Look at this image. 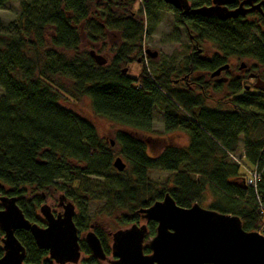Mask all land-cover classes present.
<instances>
[{
	"label": "trees",
	"instance_id": "trees-1",
	"mask_svg": "<svg viewBox=\"0 0 264 264\" xmlns=\"http://www.w3.org/2000/svg\"><path fill=\"white\" fill-rule=\"evenodd\" d=\"M8 1L13 0H0V8ZM17 1L18 18L7 33L0 31V195L15 197L25 218L40 226L43 197L36 192L64 195L75 206L78 231L94 225L106 255L110 249L99 216H108L114 228L137 224V210L166 193L185 208L209 193L207 209L238 216L246 231L260 229L262 218L253 193L241 183L245 172L229 154L241 149L246 168L264 165V93L246 92L249 83L243 77L223 84L192 75L214 72L230 57L264 64L262 18L179 16L195 42L215 49L210 59L196 52L190 55L181 79L186 83L179 86L165 72L151 77L143 61L138 77L123 72L126 67L121 66L129 62L126 55L140 43L143 30L142 21L131 14L136 0H108L115 7L107 6V14L98 8L101 0ZM188 1L193 8L209 2ZM141 5L148 9L146 1ZM116 8L121 11L117 16ZM94 11L105 15L108 25L119 26L125 40L123 51L105 66L96 65L88 51L80 49L78 26L88 25L84 31L93 43L105 36L107 26L92 25ZM210 88L215 93L225 88L217 108L207 105ZM62 98H88L96 115L125 128L114 133L117 152L112 141L100 140L91 122L63 107ZM154 108L161 111L166 132L179 130L188 137L186 146L166 145L157 154L149 150L138 134L151 132ZM116 157L126 163L120 173L113 167ZM257 191L264 203V175ZM91 205L95 210L89 215ZM155 228V222L147 223L146 239L154 236ZM16 237L25 248L23 264H54L29 232L19 230ZM79 245L88 256L86 264H104L91 255L84 240L79 239Z\"/></svg>",
	"mask_w": 264,
	"mask_h": 264
},
{
	"label": "water",
	"instance_id": "water-1",
	"mask_svg": "<svg viewBox=\"0 0 264 264\" xmlns=\"http://www.w3.org/2000/svg\"><path fill=\"white\" fill-rule=\"evenodd\" d=\"M161 1L174 9H182L184 13L190 9L188 0ZM210 1L211 6L199 7L195 14L226 21L253 10V7L246 9L241 4L229 11L226 5L235 0ZM88 53L96 65L107 64L108 59L103 55L92 49ZM146 54L151 58L157 56V52L150 50H146ZM226 68L227 65L218 68L211 77L218 76ZM255 78L254 88L264 92V81ZM113 167L120 173L126 164L121 157H116ZM241 183L245 187L243 180ZM0 206V243L3 250L0 264H23L26 253L16 237L19 230L29 232L36 247L46 250L54 264H86L81 259L78 229L74 223L75 206L64 195L58 196L60 213L54 214L48 204L39 207L44 226L26 219L15 197L0 195ZM137 213L141 224L107 233L111 240L109 255L104 252L94 225L89 226L83 240L96 260L105 264H264V235L244 230L238 216L206 209L197 203L189 208L181 207L168 193L149 207L138 209ZM150 221L156 223L155 234L145 241L146 223ZM144 248L149 253H145Z\"/></svg>",
	"mask_w": 264,
	"mask_h": 264
},
{
	"label": "rangeland",
	"instance_id": "rangeland-1",
	"mask_svg": "<svg viewBox=\"0 0 264 264\" xmlns=\"http://www.w3.org/2000/svg\"><path fill=\"white\" fill-rule=\"evenodd\" d=\"M130 1L131 0H127V2ZM144 1L148 3V9H144V7L141 5ZM99 2L100 6L98 8L101 12L104 13L107 12V6L115 7L113 3L114 1L109 3L108 0H101ZM113 10L116 16L121 14L120 9L116 8ZM131 11L133 17H135L137 20L142 21L143 30L141 33L140 43L138 45L136 43L135 46L137 45V47L131 53L126 55V58L129 61L126 64L127 66L125 64L121 66L126 67V69L128 70V75L130 77H138L143 68V65H145V68L151 77H157L161 74V72H165V74H168L171 80H174L177 79L178 76L184 75L186 69L185 63H187L186 61L195 49H201L202 52L199 53V56H201V58L210 59L215 54V49L208 43L199 42L198 46L194 47L193 42L189 38V34L180 25L177 13L170 9V7L164 4L162 1L136 0L135 4L132 5ZM20 12L21 10L19 7V2L17 0L8 1L2 5V7L0 8V31L2 34L7 33L9 25L12 22L16 21ZM90 20L92 21V25H95L97 23L107 26V30H105L104 37L98 38V43H93V41H91L92 37L87 34V31H84V29L86 30L88 25H85L86 28L83 26L84 29H81L78 26L81 33V50H85L87 52L92 49L98 54L106 57L108 60L114 57L116 52L123 51V48L125 47V40L119 26L117 27L108 25V19L105 17V15H101L100 12L96 13V11H94V13L90 16ZM146 49L157 52V58L150 59L148 58V56H145L142 58V60L140 59V63H138L137 60L141 58L139 56H144V51ZM142 61L143 65L141 64ZM229 62L233 64V67L231 69L232 74L235 77H242V75L245 76L237 69L240 63L243 62L246 64L247 69L252 70V72L255 74H259L262 80H264V64H259L258 62L251 59L237 57L228 58V63ZM253 67L255 68L252 69ZM192 78H201L202 81L205 80L211 82H214L216 80L209 77L208 71L197 72L192 75ZM185 83L186 82H181L179 86H183ZM225 93V88H223L220 93H215L211 88L208 89L207 95L209 99H207L208 101L206 100L208 107L217 108L218 106H220L218 102L222 100ZM2 95L3 90L0 88V96ZM60 103L63 107L72 110L76 114L91 122L94 125L100 140H102L103 143H109L110 141H112V148L115 150V152H117L116 144L114 142V133L125 128L105 117L96 115L88 98H82L80 101H73L69 98H62ZM138 136L147 143V146L150 145L149 150L152 149L154 151V154L159 153L162 147L166 145L186 146L188 144V137L182 131H165L162 113L157 108H154L153 110V123L151 132L138 134ZM240 147H242L241 142ZM243 156V150L240 149V151L235 154V159L230 158V160L235 163L240 160L241 163H243ZM122 160L123 162L125 161L124 159ZM245 169L252 170L253 167L251 169L244 167L243 170L245 171ZM163 176V174H153L154 178H163ZM36 194H42L43 200L40 205L48 204L54 212L57 211L55 205L60 194L53 192L40 193L39 191L36 192ZM211 200L212 197H209L208 193L207 199L196 203L201 207L207 209V206ZM89 208L90 211H88V214L92 215V213H94L95 206L91 205ZM98 224L100 228L104 229V232L107 236V244L110 249L111 240L110 237H108L107 233L122 228H114L113 221H111L108 216H99ZM87 231L88 230L78 231L80 240L84 239V235ZM151 238L152 236H149L145 241H149ZM87 257V255H84L81 252V259L83 261L86 260Z\"/></svg>",
	"mask_w": 264,
	"mask_h": 264
},
{
	"label": "flooded vegetation",
	"instance_id": "flooded-vegetation-1",
	"mask_svg": "<svg viewBox=\"0 0 264 264\" xmlns=\"http://www.w3.org/2000/svg\"><path fill=\"white\" fill-rule=\"evenodd\" d=\"M208 1H209L208 4L207 5H204V6L208 7V6H211L212 5L211 1L210 0H208ZM246 2H247V0H235L232 4L226 5V8L229 11H233V10L237 9V7L239 5H241V4H243L242 6L244 8H246V9L253 7V10L248 11L244 16H239V17L244 18V19H257V20L260 17V18H262L264 20V4H263L264 0H253L250 3H246ZM188 3H189V6H190V9L186 13H184V11L182 9H174L171 6H169V5L168 6L170 7V9H172L173 11H175L177 13L178 18H179V16L184 17V16H187V15L195 14L194 11L199 8V7L193 8L189 1H188ZM257 5L259 7H257ZM204 6H201V7H204ZM254 7H256V8H254ZM195 15H197V14H195ZM211 17H214V16H211ZM239 17H236V18H239ZM236 18H233V19L231 18V19H228V20H235ZM181 26L185 30V26H183V25H181ZM189 38L193 42L194 47H197L198 46V43L195 42L194 37L191 36V35H189ZM146 50H148V49H146ZM146 50L144 51V54H145L144 56L143 55H140L141 58H139V60H137L138 63H140V59H142L145 56H148V58H150V59H155V58H151L148 54H146ZM194 52H196V53L199 54L202 51H201V49H195L192 53H194ZM157 56H158V53H157ZM157 56H156V58H157ZM242 63H240V65L237 67V69L245 75V76L242 75L243 78L245 77V79L243 80V82L249 83L247 86H245V91L248 92L249 90L253 89V90H257L258 93H264V92L259 91L256 88H254V83H255V79H256L255 77H258V78H260L262 80V78L260 77V75L259 74H255V73L251 72V70L247 69L245 63H243L244 65L241 68L240 66H241ZM225 65H227V68L224 69L223 71H221L220 74L218 76H216V77H211V73L212 72H209V77L211 79H216L214 82L219 81V82H222L223 84H228L232 79H237L239 77V76L235 77L232 74V69L231 68L233 67L232 66L233 64H231V62L228 63V60H227V62L224 65H222V66H225ZM222 66H220V67H222ZM220 67H218V68H220ZM124 69H126V68H124ZM195 73H197V72H195ZM195 73H193V74H195ZM251 75L252 76H255V77L251 78L250 77ZM181 79H183V76H178L177 79H174L173 80L175 82L174 84H180V81H182ZM196 79H199V78H196ZM182 82H184V81H182ZM204 82H208V81H205L204 80ZM243 82L241 81V83H243ZM57 204H58V201H57V203L55 205V208L57 209L56 212H54L53 209L51 208L52 209V212L54 214H57V213L62 212V209L60 207H58ZM141 223H142V221L140 219L137 224H141ZM147 223H146V225H147Z\"/></svg>",
	"mask_w": 264,
	"mask_h": 264
},
{
	"label": "built area",
	"instance_id": "built-area-1",
	"mask_svg": "<svg viewBox=\"0 0 264 264\" xmlns=\"http://www.w3.org/2000/svg\"><path fill=\"white\" fill-rule=\"evenodd\" d=\"M229 157L231 159H235V154H229ZM244 158V156H243ZM241 158V159H243ZM236 164H238L239 166H241L242 170L245 167L241 161L239 160ZM244 171V170H243ZM246 171V172H245ZM245 176H244V184L246 186V188H248L250 191H252L253 196L255 198L256 204L258 206V210L259 213L261 215L262 218V226L260 227V229L258 230V232L260 234L264 235V203L262 201V199L260 198L257 188H258V184L262 178V176L264 175V165L263 166H259L258 163H256L253 166L252 170H247L245 169Z\"/></svg>",
	"mask_w": 264,
	"mask_h": 264
}]
</instances>
